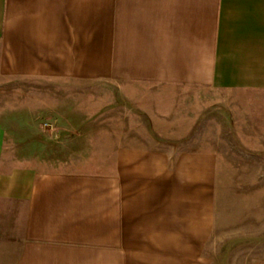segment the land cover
I'll use <instances>...</instances> for the list:
<instances>
[{
    "label": "crops",
    "instance_id": "crops-1",
    "mask_svg": "<svg viewBox=\"0 0 264 264\" xmlns=\"http://www.w3.org/2000/svg\"><path fill=\"white\" fill-rule=\"evenodd\" d=\"M100 81L132 105L163 87L264 93V0H0V264H216L226 205L211 144L164 148L130 106L109 127L123 130L112 169L22 164L39 160L13 132L82 128L56 98ZM243 190L234 236L263 240L225 264H264V187Z\"/></svg>",
    "mask_w": 264,
    "mask_h": 264
},
{
    "label": "rangeland",
    "instance_id": "rangeland-1",
    "mask_svg": "<svg viewBox=\"0 0 264 264\" xmlns=\"http://www.w3.org/2000/svg\"><path fill=\"white\" fill-rule=\"evenodd\" d=\"M107 84L100 81L93 87L75 89V85L68 82L67 88L60 93L62 97L56 98L62 101L64 109L72 110L67 116L62 114L67 125L76 119H83L79 124L82 128H53L48 122L42 124L45 120L41 118V127L45 131H14L27 140L29 144L26 148L39 160L22 164L48 170L84 168L105 172L108 168L112 169L116 165L112 156L113 143L116 138L122 137L123 130L109 127L117 126L124 119L133 120L126 108L131 106L136 110L133 113L135 120L149 128L144 134L150 133L156 143H163L164 148L182 151L205 148L211 144V148L219 152V197L225 200L226 206L220 208L222 220L221 224L218 222V227L225 231L226 237L223 241L212 242V252L216 250L222 254L214 258L216 264H225L227 255L239 245L245 249L250 248L252 242L260 244L263 239L235 237L233 229L236 193L242 189L246 191V188L250 191V187H264V93L225 91L214 87L177 90L163 87L140 90L132 105L121 89ZM156 101H161V110L157 113L154 107ZM80 109L82 114L73 113ZM156 116L161 120L155 121ZM49 119L46 121H51L52 117ZM190 140H193L192 144ZM246 195L256 201L262 194ZM233 258L228 264H235Z\"/></svg>",
    "mask_w": 264,
    "mask_h": 264
}]
</instances>
